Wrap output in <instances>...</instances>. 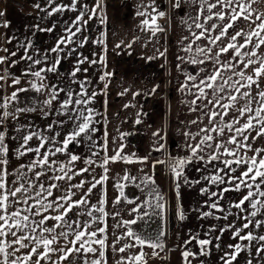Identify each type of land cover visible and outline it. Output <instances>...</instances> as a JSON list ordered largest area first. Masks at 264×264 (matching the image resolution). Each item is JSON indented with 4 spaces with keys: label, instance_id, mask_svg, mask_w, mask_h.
Segmentation results:
<instances>
[{
    "label": "crops",
    "instance_id": "obj_1",
    "mask_svg": "<svg viewBox=\"0 0 264 264\" xmlns=\"http://www.w3.org/2000/svg\"><path fill=\"white\" fill-rule=\"evenodd\" d=\"M178 2L177 7V0H78L73 11L68 7L73 4V0H0V13H3L0 16V134H3L8 148V164L0 165V168L6 167L10 173L7 177L10 187L28 183L36 173L44 172L35 183H43L45 188L52 183L57 185L52 190V196L48 197L49 201H55L69 189L74 193L73 200L86 197L88 205L74 208L68 216L78 220L81 225L88 224V232L96 231L97 235L92 238L94 240L106 237V219L98 211H93L89 216V210L102 206L106 211V202L111 203L113 199L143 206L145 198L148 203L151 199L152 204L141 216V219L146 217V220L137 234L141 239H146V243L140 244V247L135 245L138 251L160 248L149 245H161L166 223L169 231L165 243L172 235L171 242L176 243L173 253L179 259H185L183 253L189 252L188 257L193 264H223L225 253L234 251L228 245L240 244L243 250L233 264H248L249 261L251 264H264V251H257L264 249V241L233 238L237 230H241L240 236L249 232L254 237L264 236V208L252 217L250 213L253 209L248 201L244 202V211L234 207L250 189L241 185L240 190L236 191L234 185L239 181L227 183L230 176L240 177L248 165L233 164L235 171L225 169L227 175L218 171L225 168L223 160L233 158L221 155L223 147L219 152H214V149L236 134L227 127L223 135L202 131L217 127V121H220L219 126H224L235 119L239 123L234 124L233 128L241 127L247 121L248 114L241 117L235 109L243 107L248 98L239 99L226 116H218L216 120H210L209 113L220 112L221 109L209 101L226 97L229 86L225 85L224 92L205 88L206 98H197L200 87H203L201 81L206 80L222 64L231 61L236 65L234 71L244 70L246 75H252L253 69L258 67L253 64L245 69L243 64L238 63L241 57L234 56V49L224 53H219V49L232 42L230 37L236 31L242 29L247 33L264 20V0H240V3L250 5L254 23L238 19L215 44L210 43V40L219 35L221 27L229 22L232 8L239 11L237 5L233 3L232 8L222 7L217 0ZM211 4L217 6L209 12ZM59 6H63L64 10L55 11ZM221 11L225 14L223 21L215 16ZM81 13H84L83 19L76 24ZM209 15L213 18L208 19ZM257 16L261 19H257ZM163 17H168L167 23L159 22ZM145 20L149 21L147 25L144 24ZM197 24L203 25V28H197ZM205 29L211 31L206 32ZM71 33L75 35L68 42ZM201 33L203 36L197 39ZM62 39L65 40L63 44L59 43ZM244 39V36H240L235 43L239 45ZM255 43L254 37L252 44L243 48L242 52L255 50L258 56L244 59L264 58V45L253 49ZM200 49H205V52L210 49V52L206 56ZM201 60L204 62L200 63ZM53 66L55 69L50 71ZM36 72L40 73L39 77L35 75ZM229 75H232L233 80L239 79L230 72L221 71L225 79ZM31 79L38 81L31 82ZM257 79L258 85L240 89L256 98L251 103L254 109L258 107V93L264 91V75ZM220 83L222 81L218 79L217 86ZM231 84L232 81H229ZM78 100L85 103L77 104ZM67 101L71 103L64 107ZM89 110L92 115L89 129L70 141L64 151L55 152L56 148H63L64 140L77 130V125L85 122L84 116L89 115ZM257 132L258 128L243 134L248 137L247 143L251 150L240 149L241 155L252 157L256 150L264 149V136H259ZM30 134L33 138L24 146V137ZM206 135L213 137L208 142L211 147L200 143ZM243 136H237V140H242ZM41 137L45 139L39 156L48 153L49 165L52 167L45 165L44 168L37 167L29 171L27 166L38 154L26 151V148L39 147ZM197 146L199 150L193 155V148ZM226 147L236 149L237 146L227 144ZM17 150L25 154L21 156ZM117 154L120 159H111ZM210 154L217 155L219 159L209 162ZM73 155L78 159L72 161ZM200 156L203 159H199ZM259 156H264V152H260ZM167 157L175 163L177 160L189 161L183 169H179V177L173 171L175 164L170 163L167 167ZM61 165L65 166L71 179H52L62 175L58 171ZM85 168L88 171L81 172ZM169 174L177 204L175 208L169 204L167 217L171 218V223L168 224V218L162 217L165 213L157 206L160 199L156 197L164 198L162 179ZM105 175L107 179L102 184L96 183ZM214 175L222 176L226 183H212L206 179ZM80 183H83L82 188L71 187ZM93 183H96L95 187H91ZM256 183H260V178ZM226 187L230 190L222 193ZM90 188L89 193L87 190ZM261 190H264V185H261ZM35 191L33 188L29 195ZM251 191L255 192L256 189ZM252 199H261L264 203V198L253 196ZM101 200L104 201L103 205L100 204ZM214 202L224 211L211 208ZM23 207L26 205L13 204L9 211ZM207 212L212 215H203ZM56 214L50 209L43 215ZM128 217L121 221L125 223L135 219ZM34 219L39 220L41 217ZM257 222L260 223L258 228L255 227ZM56 223L48 220L43 227H51ZM245 223L250 226L243 228ZM101 228L103 232L99 231ZM129 230L133 232L129 226L119 234L107 235V242L111 237L116 242L118 236ZM60 231L56 229V232ZM64 231L69 229L65 228ZM199 240L211 241L205 246L206 254H202ZM65 244L66 241L61 238L60 245ZM76 246L79 247V244ZM91 247L99 251L92 253L81 250L61 264H90L93 257L102 251L97 244ZM107 248L115 256L119 253V246L117 252ZM29 250L21 249L16 255ZM137 250H131L125 259L135 260ZM60 255L52 253L49 261L42 260L40 264H53ZM121 260L120 256L113 260L107 259V264H124V260Z\"/></svg>",
    "mask_w": 264,
    "mask_h": 264
},
{
    "label": "snow or ice",
    "instance_id": "obj_2",
    "mask_svg": "<svg viewBox=\"0 0 264 264\" xmlns=\"http://www.w3.org/2000/svg\"><path fill=\"white\" fill-rule=\"evenodd\" d=\"M78 0H73V4L69 5L68 7L75 11V3H77ZM217 3L221 4L222 7H229L232 8L233 3L237 5L239 8V11H237L236 8H232L230 20L227 24L223 25L221 27V31L219 35L214 37L212 40H210V43L215 44L216 41L220 40L222 36H225L228 33V30L233 27V24L238 19H244L252 21L253 11L250 8V5L247 3H240V0H217ZM177 7L179 6V2L177 0ZM216 4L209 5L208 11L211 12L212 8H215ZM37 7H39L37 5ZM63 6H59L55 9V11H63ZM3 13H0V16H2ZM84 13H81V15L77 18L76 24L80 23V20L83 19ZM162 15V13H161ZM216 18L220 21H223L225 19L224 12H218L215 14ZM213 17L211 15L208 16V19H212ZM257 19H261L260 16L256 17ZM254 23V21H252ZM87 23V21H85ZM149 21L145 20L144 24H148ZM154 23V21H153ZM6 26V25H5ZM197 28H203V25L197 24ZM215 27V25H213ZM70 31V30H69ZM206 32L211 31V29H205ZM261 33H264V20H261V23H259L254 29L251 31L245 33L243 30L236 31L231 37L230 40L232 42L228 43L226 46L221 47L219 49V53L227 52L229 49H234V56L235 57H241V59L238 61V63L243 64L244 68H248L253 64H257L258 67L253 69L252 75H246V72L244 70L240 71H234L236 65L233 64L231 61H229L227 64H222L221 67L217 70H215L212 74H210L206 80H202L201 84L203 87H200L199 98H206L205 97V88H211L214 91L224 92L225 91V85L229 86V94L226 97H217L214 100H210L209 102L214 104L216 108H220L221 111H211L209 113L210 120H216V118L226 116L228 114V110H231L235 107L236 103L239 99L242 98H248L247 102L244 104L241 108H236L235 111L240 113V116H244L245 114H248L247 121L238 128H233L234 124L239 123L238 119L233 120L231 123H227L224 126H219L220 121H217V127H213L211 129H203L202 131L205 132H218L220 135H223L225 127L229 131H234L236 135H233L228 138V140L224 143L218 144L216 148L214 149V152H219L220 148H224V152L221 153L223 156H229L233 159L223 160L222 163L224 164V169H218V171L225 172V175L228 174V171H235L234 168H232L233 164L239 165L241 163H244L248 165L246 170L241 174L240 177H229L227 183H232L233 181H239V183H236L234 185V190L239 191L241 185H243L245 188L250 189V191L247 192V194L234 205V207L241 209L244 211L243 208L244 202L248 201L250 203L251 208L253 211L250 213V216L255 217L257 216V213L259 209L264 208V203H262L261 199H252L253 196H258L261 198H264V190H261V185H264V156H259L260 152H264V149H258L255 151V154L252 157H245L240 154V149H250V145L247 143L248 137L243 136V134L247 130H257V134L259 136H264V91H260L258 93V107L255 109L251 107V103L256 98L251 97L250 92H241V88H251L253 84L258 85V79L262 75H264V58L260 59H244V57H257L258 53L255 50L249 51V52H242L243 48H246L249 44H252L253 38H256V43L253 45V49H259L262 45H264V35H261ZM72 35H75V33H71L68 37V42H71ZM203 36V33L200 35H197V39H200ZM244 36V41L241 44H236V40L238 37ZM59 43L63 44L65 43V40H61ZM55 50V49H54ZM201 52H205V49H200ZM210 52V49L205 52V55L207 56ZM218 53V54H219ZM2 62V61H0ZM204 61L201 60L200 63H203ZM217 62L218 59H217ZM39 63V61H37ZM55 66H53L52 69H49L50 71L54 70ZM221 71H227L232 73L235 76H238V80H233L232 75H229L226 79L221 76ZM35 75L37 77L40 76L39 72H36ZM191 79V77H190ZM221 80L222 83L217 86V80ZM229 81H232V84L229 85ZM19 82L18 80L16 81ZM222 100H225L226 102L221 103ZM71 103V101L65 102L64 107H67L68 104ZM77 104L85 103L84 101H77ZM192 103H195L193 101ZM7 115V113H5ZM81 116H83V113H81ZM92 120L91 110H89V115L84 116L83 123H79L77 125V130L73 131L71 134H69L66 139L63 142V148H56L55 152H62L67 147L70 141H72L75 137L79 136L81 133H85L89 129V121ZM255 121V123H254ZM139 122V121H137ZM237 136H243L242 140H237ZM33 136L27 135L24 137V146L27 145V142L31 140ZM41 144L39 147L32 149V148H26V151H34L36 152L37 158L27 167L29 168V171L32 169H35L37 167L44 168L45 165H49L48 161V153H45L42 157L39 156L40 148L43 147V140L44 137H41ZM213 139L211 135H206L201 140V144H207V146L211 147V144L208 143ZM255 139V137H253ZM227 144H234L236 145V149H230L226 147ZM199 150V146L193 148V155L196 154V152ZM19 155H24L25 152H21L19 150ZM8 153V148L6 144L4 143V136L3 134H0V165L6 166L8 164V160L6 159ZM55 154V153H52ZM259 157V159L257 158ZM119 155L117 154L116 157H113L111 159L116 160L120 159ZM78 157L73 155L71 157L72 161L77 160ZM127 159V158H125ZM199 159H203V156H200ZM219 159V157L215 154H210L209 162ZM189 162L186 160H177L175 165L173 166V171L175 172V175L179 177L181 175V171L179 169H183L184 165ZM55 164V162H52ZM87 163H93L92 161H87ZM107 163V160L104 162ZM24 167V166H22ZM49 167H52V165H49ZM227 169L228 171H225ZM47 171V169H45ZM58 171L62 173V175H57L52 177L53 180H62L66 177L68 179H71V176H68L67 171H65V166L61 165L58 168ZM68 171H71V169H68ZM88 171L87 168L82 169L81 172ZM106 171V169H105ZM44 172H38L35 174V177L32 181L28 183H20L18 186L10 187L7 182V177L10 175L8 173L6 167L0 168V264H40V261H49L51 259L52 253H61V255L58 257L57 261H54L53 264H61V262L65 259H68L69 256H71L73 253H79L81 250H84L85 252H92L96 253L99 251V249L91 247L92 244H97L100 246V249H103L105 247V239H92L97 235L96 231L88 232V224L81 225V223L78 220L71 219L68 214L73 211L74 208L79 209L83 206L88 205V201L86 197L81 198L79 200H73L74 193L69 189L64 195L59 196L56 198L55 201H49L48 197L52 196V190L57 187L55 183L49 184L47 188H45L43 183H40L37 185L35 183L36 180H39V177L43 175ZM78 174V173H74ZM260 178V183H256L257 179ZM107 179V176L105 175L102 177L100 181H97L96 183H103ZM127 179V177H125ZM206 179H210L212 183H226L224 178L220 175H214L212 177H206ZM96 183H93L91 187H95ZM72 188H82L83 183L72 185ZM35 188L36 191L29 195L31 190ZM255 188L256 191H251V189ZM229 188H224L222 190L223 192L229 191ZM89 193L91 191V188L87 190ZM206 191V190H205ZM221 193V196H222ZM211 195H217L216 193H211ZM157 200L161 199L160 196L156 197ZM32 201L30 204L29 201ZM119 202V201H117ZM23 204L26 205V207H23L19 210L13 209L12 211H9V208L13 204ZM100 204L103 205L104 201L101 200ZM55 205V206H54ZM158 207H162V205H157ZM259 206V207H258ZM211 208L218 209L219 211H224L223 208H219L217 203H212L210 205ZM55 211L58 214L52 216L43 215L44 213L48 212L49 210ZM93 211H98L102 215H106L104 208L101 206L99 208L93 207L92 210H89L87 214L89 216L92 215ZM81 213H77L79 215ZM205 216L212 215L211 212L204 213ZM40 216L41 219L36 220L34 217ZM181 218L183 219V214L181 213ZM95 219V218H94ZM247 219V218H245ZM48 220H54L57 223L54 224L51 227H43V225L46 224ZM135 223V221H126L125 224H132ZM250 226L249 223H245L243 225V228H248ZM255 227H260V223L257 222ZM61 229L60 232H56V229ZM67 228L69 231H64V229ZM99 231L103 232L104 229H99ZM240 231L237 230L234 233V237H239L240 240H248L252 241L253 239H257L258 241H264V236L254 237L251 232L247 233L244 236H240ZM71 235V239H69V236ZM128 236L133 237L139 244L144 245L146 243L145 240L141 239L139 236H136L131 230L127 233ZM11 237V239H9ZM63 238L64 241H66L65 245H60V239ZM28 243H25V242ZM199 245L201 246L202 254H206V247L207 245L211 244L210 240H199ZM79 244V247L76 245ZM53 245H57V247H53ZM70 245V246H68ZM133 245H127L126 247H132ZM151 247H163L159 244H150ZM229 248L234 249L231 253H225V256L222 257L223 264H233V261L236 260L239 253L243 250L242 246L240 244L235 245H228ZM29 248V252L24 253L22 255L17 256L16 253L19 252L21 249ZM43 249V251H38V249ZM124 248H121L120 251H124ZM259 251H264V249H258ZM190 255L189 252H184L183 256L187 260V257ZM33 256L36 257L35 260H33ZM143 257V253L140 254V256L135 257L134 259L139 261ZM104 258V252L100 251V258L94 259L91 261V264H101L102 260ZM87 264V262H86ZM248 264H251V261L248 262Z\"/></svg>",
    "mask_w": 264,
    "mask_h": 264
},
{
    "label": "rangeland",
    "instance_id": "obj_3",
    "mask_svg": "<svg viewBox=\"0 0 264 264\" xmlns=\"http://www.w3.org/2000/svg\"><path fill=\"white\" fill-rule=\"evenodd\" d=\"M163 22L167 23L168 22V17H163ZM34 81H38L36 79H31V82ZM27 82V81H24ZM162 183L164 186V191L162 196L166 197L169 196V204H172L175 208L177 202L175 201V197H174V188H173V181L171 179V174H169V176H166L164 179H162ZM166 184V185H165ZM161 200V199H160ZM119 201V202H117ZM115 201L114 199L111 201V203H107L106 202V215H105V219H106V237L105 239V247L102 249V251L104 252V258L101 262V264H107V259H114L115 257H121L122 260H124V264H138L140 262H142V264H193L192 259L191 258H187L186 259H179L178 255L173 253V248L174 245H176V243H172L171 239H173V236H170V239H167V242L164 244V246L161 248H155L154 250L152 249H147L145 248L142 251H138L137 249H135L138 245L139 247L141 246L139 243L136 242V240L131 237L128 236L126 234V232L128 233V231H126L125 233L123 232L122 236H118L116 239V242H114V238L111 237V239H108L109 242H107V235H111L112 234H119L122 230H125L127 228L132 227L133 229V233L137 236L138 230H139V226L142 223V219L141 216L144 214L145 209L152 204V201L150 199V202L148 203L147 201H145L144 198V205L142 206V204L139 205H130V204H126L124 201L122 200H117ZM160 202V201H159ZM142 203V202H141ZM170 208V206H169ZM171 210V209H170ZM129 216L128 218H135L134 221L135 223L132 224H128L126 225L124 222L121 221L122 218ZM125 221V220H124ZM123 225V226H122ZM168 230V229H167ZM111 232V233H110ZM167 236V235H166ZM111 240V242H110ZM127 245H133L132 247H126ZM110 247L111 249H113V251L117 252V247L119 246V253L115 255H113L112 251L107 248ZM135 247V248H134ZM121 248H124V251H120ZM133 250H137L138 254L136 256H140L141 253H143V257L141 260L139 261H135V260H127L125 259L126 257H128L127 255L130 254V251ZM122 252V253H120ZM128 252V253H127ZM137 253V252H136ZM177 256V257H176ZM100 258V253H98L95 257H93L92 260L94 259H99ZM91 260V261H92ZM121 260V261H122ZM91 264V262H90Z\"/></svg>",
    "mask_w": 264,
    "mask_h": 264
},
{
    "label": "built area",
    "instance_id": "obj_4",
    "mask_svg": "<svg viewBox=\"0 0 264 264\" xmlns=\"http://www.w3.org/2000/svg\"><path fill=\"white\" fill-rule=\"evenodd\" d=\"M159 22L160 23H164L163 22V19L161 18V19H159ZM165 163H166V165H167V167L168 166H170V163L173 165V164H175V161L174 160H172V159H170L169 157H167V158H165ZM136 184V183H135ZM130 201H127V203H129ZM158 205H162V207H158L159 209H161V211H163L164 213H165V215L164 214H162V217H167L168 216V212H169V196H166V197H164V198H162L161 200H160V202L158 203ZM152 214H155V213H152ZM156 215V214H155ZM143 217H145V215L143 216ZM146 220V217L145 218H143L142 219V222H144ZM142 227V223H141V225L139 226V228H141ZM137 236H139L138 234H137ZM165 238H166V236L164 237H162V242H161V244L162 245H164L165 244ZM137 242V241H136ZM138 243V242H137Z\"/></svg>",
    "mask_w": 264,
    "mask_h": 264
},
{
    "label": "flooded vegetation",
    "instance_id": "obj_5",
    "mask_svg": "<svg viewBox=\"0 0 264 264\" xmlns=\"http://www.w3.org/2000/svg\"><path fill=\"white\" fill-rule=\"evenodd\" d=\"M168 215H169V212H168ZM166 234H168V231H166V232L164 233V235H163V236L165 237V236H166Z\"/></svg>",
    "mask_w": 264,
    "mask_h": 264
},
{
    "label": "water",
    "instance_id": "obj_6",
    "mask_svg": "<svg viewBox=\"0 0 264 264\" xmlns=\"http://www.w3.org/2000/svg\"><path fill=\"white\" fill-rule=\"evenodd\" d=\"M168 223H171V218L168 219ZM164 228H165V225H164Z\"/></svg>",
    "mask_w": 264,
    "mask_h": 264
},
{
    "label": "bare ground",
    "instance_id": "obj_7",
    "mask_svg": "<svg viewBox=\"0 0 264 264\" xmlns=\"http://www.w3.org/2000/svg\"><path fill=\"white\" fill-rule=\"evenodd\" d=\"M151 216V215H150ZM156 226V225H155ZM158 226V225H157ZM157 228V227H156ZM141 236V235H140ZM144 239V238H143ZM146 240V239H145ZM152 244V243H151Z\"/></svg>",
    "mask_w": 264,
    "mask_h": 264
}]
</instances>
